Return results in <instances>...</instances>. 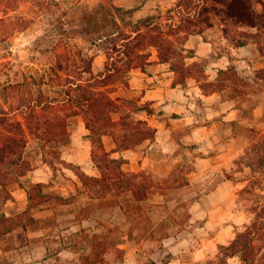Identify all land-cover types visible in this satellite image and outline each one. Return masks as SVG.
<instances>
[{
	"label": "rangeland",
	"instance_id": "374dc122",
	"mask_svg": "<svg viewBox=\"0 0 264 264\" xmlns=\"http://www.w3.org/2000/svg\"><path fill=\"white\" fill-rule=\"evenodd\" d=\"M146 1L145 10L150 12L137 11ZM114 3L123 7V11L116 14L122 27L130 29L132 23L152 14L156 16L155 21L168 27L167 48L178 51L169 56V66L176 68L172 73L173 81L189 91L184 110L179 114L165 110L161 103L143 101L142 88H133L131 78H135L137 68L145 69L149 64L151 56L147 59L146 53L157 52V48L145 44L142 54L130 52L117 59L120 71L114 73L112 96L132 99L144 108L153 107L154 112L148 114L144 109L134 110L133 103H122V110L113 113L118 124L109 128L103 142L108 150H116L114 156L127 158L125 170L143 172L155 184V193L147 202H142L147 205L145 213L128 218L114 202L105 204L120 192L113 182L115 174L112 170H109V178L100 183L86 182L77 174L83 170L92 176H102L93 161L90 131L81 114L69 118L67 142L54 135L50 136L51 142H46L48 158L58 150L65 162L50 164L41 148L45 142L33 133L25 137L23 156L32 162V169L22 176L26 187L15 180H8L9 177H17L16 171L10 172L8 177L4 176V170L0 172V213L9 212L17 223L30 222L33 215H38L37 223L52 226L54 230L58 228V231L69 228L73 222H80L87 213L93 215L92 219L99 217L98 222L85 221L87 226L91 223L92 230L81 243L85 248L82 253L86 255L92 236L96 233L106 235L111 250L104 256V261L99 259L102 262L98 264H121L124 249L129 252L137 249L142 264H162L166 257L164 253L160 254L164 249L157 246L158 241L140 242L143 230L154 229V235H159L165 228L181 237H189L185 245L188 264H242L240 253L231 256L235 250L223 247L222 242L226 239L225 245L231 244L238 229L244 228L245 223L264 211V182L255 184L251 181V158L242 157L257 133H264V72H261L264 48L257 42L260 37L255 30L228 23L230 36L227 38L221 27H208L204 37L213 45L204 48L205 54L193 58L194 50L185 46L189 35L172 25L173 22L181 23V18L174 14L175 21H169V27L165 17L170 6L161 8L155 0H0V91L3 86L23 82L32 74L40 79L54 62L57 52L73 50L94 55V71L103 70L107 56L97 43L99 36L117 30L109 12ZM88 14H93V21L84 18ZM97 26L101 27V32H86V27L95 29ZM232 37L248 38V43L233 47ZM222 54L226 56L222 57ZM227 54H231L235 67L230 77L218 71L223 65L229 66ZM210 81L217 82L210 84ZM44 87L51 96L58 94L53 87ZM214 89L220 93L214 101H224V104L218 103L216 108H211L203 94ZM228 107L235 109L231 117H237L236 120L223 119L220 111ZM68 110L67 106H62L45 114L53 118ZM129 112L134 117L147 119L156 132L152 138L124 148L116 143L114 137L122 141L133 133V130L125 128L130 118L124 116ZM17 113L21 115L20 110ZM200 123L209 125L198 133L202 140L196 145L190 135L194 126ZM158 126L165 131L157 133ZM223 180L226 184L219 190V182ZM38 181H43L44 185L35 187L34 183ZM27 188L35 196L32 205L28 204ZM43 194L45 196L41 199ZM120 200L134 209L135 200L129 194H121ZM26 201L29 206L21 211ZM184 225L186 227L182 228ZM19 231L22 233L23 228L20 227ZM66 233L69 236L67 240H72L74 236ZM218 235L214 238L216 246L211 242L207 244L208 256L197 259L194 253L197 242L204 245L205 239ZM220 238L222 240L218 241ZM162 243L164 245L163 240ZM254 243L259 257L256 264H264V229L255 237Z\"/></svg>",
	"mask_w": 264,
	"mask_h": 264
},
{
	"label": "trees",
	"instance_id": "16d2710c",
	"mask_svg": "<svg viewBox=\"0 0 264 264\" xmlns=\"http://www.w3.org/2000/svg\"><path fill=\"white\" fill-rule=\"evenodd\" d=\"M109 9L114 23L117 25V30L109 31L107 34L98 37L97 44L107 56L103 70L94 71V55H85L82 51L73 50L68 53L57 52L54 62L49 65L40 79L32 74L26 77L23 82L10 83L2 87L0 91V172L4 170V176L8 177L10 172L16 171L17 177H9L8 180H15L21 186L26 187L22 176L26 175L27 170L32 169V162L24 158L22 143L29 133H33L45 142L41 148L44 150V158L50 164H55L56 161L65 162L58 150L55 151L56 154L53 157L48 158L49 150L46 142L53 140L50 137L52 135L61 136L62 141L67 142L69 118L81 114L84 116L86 127L90 131L89 135L93 144V161L100 169L102 176H92L83 170L77 171V174L86 182L92 180L100 183L103 179L109 178V170H112L115 174L113 182L118 186L120 192L114 194L111 199H108L110 201L105 204L114 202V205L120 206L128 218L132 215L139 217L145 213L147 208V205L142 202H147L156 191L155 184L143 172L125 170L124 164L128 162L127 158L114 156L113 153L116 150H108L105 147L103 136L108 134L111 126L118 124V121L113 118V113H119L122 110V103H133L134 110L144 109L148 114L153 113L154 109L150 106L144 108L132 99L113 97L111 84H114L112 80H114L115 71H120L117 65L119 56L129 55L132 52H137L138 55L142 54L143 46L148 44L157 48L162 61L169 62L170 53L177 54L178 51L172 47L167 48L168 27L159 21H155V15L143 17L141 20L132 23L131 28L127 29L122 27L116 18V14L123 11V7L114 3ZM187 9L189 10L186 11ZM183 11L186 12V15ZM174 14L181 18V23L173 22L172 25L180 27V30L188 35L191 33L203 34L206 28L219 26L228 38L230 36L228 23H232L236 27L255 30L257 36L260 37L257 42L264 48V0H178L166 12L165 18L168 20L169 27V21H175ZM84 18H90L93 21L94 16L88 14ZM101 30V27L98 26L95 29L86 27L88 33L101 32ZM232 39L233 47H242L248 43V38L232 37ZM151 55V51L146 53V58L148 59ZM228 55L231 63L227 68L220 69V73L230 77L231 71L235 67L232 64L231 54ZM171 69L176 71L173 65H171ZM261 72H264V68ZM85 74H89V76L87 77ZM216 82L210 81V84ZM44 86L53 87L58 94L51 96ZM183 86L186 87L187 84H183ZM62 106H67L69 109L64 114L58 113L53 118L47 117L45 114ZM18 110H20L21 115H18ZM126 117L130 118V121L126 123L125 128L133 130V133L131 136L126 135V139L122 141L118 137H114L120 147L131 148L146 139L152 138L156 132V128L147 119L134 117L131 112L124 116V118ZM257 134V137L245 148V152L242 154V157L251 158L249 163L252 168L251 181L255 184L264 182V133L258 132ZM228 177L234 179L232 175H228ZM34 185L39 187L44 185V182L38 181ZM27 191L29 193V205H32L35 196L28 188ZM123 193L134 198V209L121 202L120 197ZM44 196V194L40 195V198L42 199ZM88 216L87 213L84 217ZM30 222L37 224L38 219L33 217ZM14 227L15 222L12 217L7 216L5 211L0 213V234L8 232ZM185 227V225L182 226V228ZM243 227L238 229L231 244L225 245L223 243L222 245L226 248L232 247L235 250L231 256L240 253L242 264H256L259 257H257L258 250L254 241L258 233L264 229V211L261 215H255ZM91 230V228L82 226L77 232L71 233V236L74 237H72L70 245L81 252L82 264L101 263L105 260L104 256L111 250L107 238H105L106 235L96 233L92 236L93 240L90 242L89 253L83 254L85 248L82 247L81 243ZM154 234V229L143 230L140 243L144 244L145 241L155 239L158 241L157 246L164 249L162 240L172 235L173 232L165 228L159 235ZM165 257L166 260H169L171 254H166ZM106 262L108 263V261Z\"/></svg>",
	"mask_w": 264,
	"mask_h": 264
},
{
	"label": "crops",
	"instance_id": "0c3cea01",
	"mask_svg": "<svg viewBox=\"0 0 264 264\" xmlns=\"http://www.w3.org/2000/svg\"><path fill=\"white\" fill-rule=\"evenodd\" d=\"M152 1V0H148ZM178 0H155V3L160 5V7L164 6H174ZM157 5V6H158ZM147 1L141 6V8H137V11H143L144 14H148L145 9L147 8ZM214 27V26H213ZM206 31V30H205ZM204 33H191L189 34L185 46L191 48L195 52V56H191L193 58L198 57L201 54H205L203 52L204 48L207 46H212L213 42L208 39H205ZM193 40V43H192ZM225 54H222V57H225ZM229 57V55L227 54ZM149 59V64H147L146 68H137L135 71V78H131L132 87L133 88H142L141 98L143 101H151L152 104L161 103L162 108L165 110H173L176 113H182L184 110V102L185 97H188L189 91L185 88H180L179 84H174L172 73L174 72L169 66V62L162 61L157 52H153ZM228 63H231V59L229 57ZM224 65L220 67V69H225ZM218 69V71H220ZM135 81V84H134ZM147 82H150L149 84ZM219 90H214L209 93L203 94L211 104V108H216L219 104H224V101L217 102L216 96L220 93ZM223 115V119L236 120L237 117H231L235 113L234 108H223L220 111ZM209 124L200 123L194 126L192 129L191 139L193 140V144L199 145L201 142V136L198 135L200 130H204L207 128ZM159 128V126H158ZM164 132V128H159L157 133ZM158 137V135H157ZM208 137H211L210 135ZM159 138V137H158ZM160 140V139H159ZM226 166V165H225ZM223 184H226V180L219 182L218 189L220 190L223 187ZM25 207H22L20 210L27 209L29 205H27V201L25 202ZM29 204V203H28ZM24 210V211H25ZM20 212V211H19ZM7 216L11 217L9 212L6 213ZM93 216V215H92ZM89 216L87 218H82L80 222H73V224L67 228L59 231L52 226L44 225L43 223H35L31 224L29 221H25L24 223L15 222V227L12 230H9L6 233L0 234V264H82L81 252L71 246V240L68 241L69 237L66 232L69 234L77 232L81 229V227H90V224L87 226L85 221L98 222L99 217H95L92 219ZM35 219H39L38 215H33ZM59 220V219H58ZM62 220V219H60ZM20 227L23 228L22 233H20ZM22 230V229H21ZM209 237L205 239V244L203 245L200 241L195 245V257L197 259H201L203 257L208 256L209 244L211 242L212 245L216 246L214 242V238ZM222 239H218L221 241ZM189 241V237L182 236L180 234H172L163 239L164 242V250H161L160 254L164 253L171 254V258L162 262V264H188L185 259L186 243ZM227 243L226 239L225 242ZM211 245V246H212ZM208 246V247H207ZM122 248H125L124 246ZM124 257L122 259L121 264H142L141 263V255H139L137 249L134 252H129L124 249ZM157 257H153V260L156 261ZM160 260H157L159 263Z\"/></svg>",
	"mask_w": 264,
	"mask_h": 264
}]
</instances>
